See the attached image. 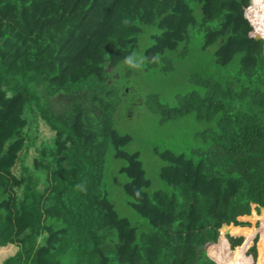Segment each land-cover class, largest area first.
Instances as JSON below:
<instances>
[{
	"label": "trees",
	"instance_id": "16d2710c",
	"mask_svg": "<svg viewBox=\"0 0 264 264\" xmlns=\"http://www.w3.org/2000/svg\"><path fill=\"white\" fill-rule=\"evenodd\" d=\"M194 35L229 70L156 105L205 144L158 152L153 179L108 70L141 50L166 74ZM0 264H264V0H0Z\"/></svg>",
	"mask_w": 264,
	"mask_h": 264
},
{
	"label": "rangeland",
	"instance_id": "374dc122",
	"mask_svg": "<svg viewBox=\"0 0 264 264\" xmlns=\"http://www.w3.org/2000/svg\"><path fill=\"white\" fill-rule=\"evenodd\" d=\"M201 44V37L194 35L188 53L180 54L179 59L168 66L166 74L154 73L153 66L146 68L141 50L135 51L133 57L128 59L129 64L125 69L119 65V73L116 72L115 67L108 70L115 99L120 100V89L127 91L121 101L122 111L116 119L117 128L133 135L134 139L127 148L141 151L148 174L153 179L156 178L154 175L158 176V169H154L156 166L153 162V157L158 152L168 148L188 151V148L205 144L204 135L201 133L205 125L201 118H197V114L190 112L174 119L161 120L157 115L159 114L160 117V112L156 110L158 103L173 105L177 102L175 94H187L191 91L193 85L190 83V74L205 76L227 73L229 69L214 66V47L203 50ZM149 94H157L155 100H150ZM145 96L148 98L145 99ZM70 100L69 96L64 94H59L54 99L60 108L62 104L67 105ZM40 131L47 137L54 134L44 125L41 126ZM33 152L36 154L35 149ZM107 164L110 172V177L107 179L110 196L114 199L117 210L122 215L135 217L136 212L127 202L120 178H115L119 176L117 169L122 161L110 155Z\"/></svg>",
	"mask_w": 264,
	"mask_h": 264
}]
</instances>
